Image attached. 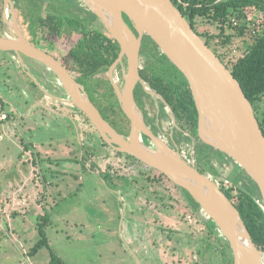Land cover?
I'll use <instances>...</instances> for the list:
<instances>
[{
  "label": "flooded vegetation",
  "instance_id": "af4514ba",
  "mask_svg": "<svg viewBox=\"0 0 264 264\" xmlns=\"http://www.w3.org/2000/svg\"><path fill=\"white\" fill-rule=\"evenodd\" d=\"M1 18L0 36L12 39L23 36L32 46L53 56L81 85L83 93L91 99L112 128L129 139L133 120L126 112L120 96L126 90L129 59L127 54L122 56L118 40L84 0H12L9 5L3 0ZM125 19L140 37L126 14ZM205 32L199 30L198 33ZM0 51L1 80L9 85L5 88L6 91L12 95L31 96L33 101L29 106L30 113L38 111L40 116H37V122L44 121L41 119L43 113L54 114L55 119L66 117L75 138L79 137L81 150L75 154L74 159L67 161V165H82L83 173L88 172L89 168L93 176L109 185V190L120 198L119 203L124 209L121 219H127L133 230L136 228L134 235L137 239L143 238L146 227L154 234L153 237H159L161 233L165 235L162 221L166 214L176 215L174 210H178L182 195L187 198L183 190L164 177L163 172L150 167L134 155L120 151L116 143H110L87 113L71 101L57 72L47 63L23 50ZM139 73L141 79L135 84L133 97L152 133H141L146 144L155 147V136L178 150L184 158L208 175L211 173L204 165V160L217 158L225 162L235 176L248 181L242 169L230 157L212 146L211 148L200 138L199 112L188 79L147 33L141 36ZM8 119L13 122L28 120L26 116L13 119L9 113L6 121ZM29 144L28 150L33 154L36 176L41 175L39 176L47 189L51 186L48 184L50 176L46 167L41 166L42 160H46L38 148H35V143ZM106 147L112 150L109 155L104 153ZM101 152L109 156L116 168L112 164H107V169L98 168L96 158L101 156ZM47 161L50 162V159ZM53 164L52 161L49 170L52 171L51 176L56 177L58 173L56 169H52ZM122 166L124 168H119ZM36 168H40V173ZM67 171L63 169L62 175ZM68 174L67 177H74V181L80 179L77 174ZM68 178L65 177L66 180L59 182L60 184L54 179L50 184L58 190L61 185L62 188L70 187ZM107 178L111 181L108 182ZM61 193L64 195L65 190ZM51 194L54 195L55 192ZM186 204L189 205V215H192L189 199ZM139 214L143 217L138 219ZM171 233L174 234L173 239L179 240L178 237L175 238V230ZM217 239L221 241V250H224L225 239L218 236Z\"/></svg>",
  "mask_w": 264,
  "mask_h": 264
},
{
  "label": "rangeland",
  "instance_id": "374dc122",
  "mask_svg": "<svg viewBox=\"0 0 264 264\" xmlns=\"http://www.w3.org/2000/svg\"><path fill=\"white\" fill-rule=\"evenodd\" d=\"M0 2L2 13L3 2ZM197 27L200 31L220 32L219 27L208 20L199 19ZM235 39L230 47L220 52L233 57L242 55L251 40ZM7 86L0 76V105L13 119L17 116L15 106L22 108L28 120L21 121L22 126L10 118L9 121L0 120V264H49L52 252L47 245L31 254L32 248L44 238L42 232L65 264L224 263L221 241L217 239L221 233L217 229L211 232L205 223L208 218L202 211L199 215H189L182 197L178 210H174L176 215L166 214L162 221L165 235L161 233L159 237H153L146 227L143 238L137 239L134 235L136 228L133 230L127 219H121L124 209L119 203L120 198L109 190V185L93 176L89 168L83 173L82 165H67V161L74 159L81 150V141L78 136L75 138L68 119H55L54 114L43 113L41 119L44 121L37 122L38 111L30 113L33 98L28 94L24 97L9 94L5 89ZM258 116L262 118V113ZM28 142L35 143V148L46 160H42L41 166L49 173V185L53 186L50 182L54 179L58 184L63 183L69 172L77 174L80 179L68 178L71 186L62 188L61 185L59 190L55 186L46 189L44 180H41V186L36 179L33 154L26 148ZM104 149L108 155L112 152L110 148ZM108 157L101 152L96 158L99 169H107V164L116 168ZM52 161V169L58 173L56 177L51 176L49 170ZM203 163L216 181L222 176L235 177L222 160L211 158ZM63 169L69 171L68 175H62ZM37 171L40 173V168ZM106 180L111 181L110 178ZM63 189L64 195L61 193ZM138 216V219L143 217ZM172 230L179 240L173 239ZM194 240L197 243L193 246Z\"/></svg>",
  "mask_w": 264,
  "mask_h": 264
},
{
  "label": "water",
  "instance_id": "95a60500",
  "mask_svg": "<svg viewBox=\"0 0 264 264\" xmlns=\"http://www.w3.org/2000/svg\"><path fill=\"white\" fill-rule=\"evenodd\" d=\"M84 1L118 40L122 56L127 54L129 59L126 90L120 94L124 108L133 120L129 139L112 128L83 93L81 85L53 56L35 48L23 36L19 39L0 36V49L23 50L52 67L71 101L87 113L110 143H116L120 151L134 155L163 172L192 195L207 220H213L215 229L229 242L235 264H264V251L254 242L239 209L221 185L164 141L153 136L155 147H152L142 139L141 133H152L133 97L135 84L141 79V36L144 33L151 36L188 79L199 112L200 138L244 169L258 184L264 200V132L240 81L172 0ZM6 3L9 5L12 0H6ZM125 14L140 37L127 23ZM262 206L264 209V202Z\"/></svg>",
  "mask_w": 264,
  "mask_h": 264
},
{
  "label": "trees",
  "instance_id": "16d2710c",
  "mask_svg": "<svg viewBox=\"0 0 264 264\" xmlns=\"http://www.w3.org/2000/svg\"><path fill=\"white\" fill-rule=\"evenodd\" d=\"M172 1L197 32H199L197 27V21L199 19L208 20L219 27L220 32L218 33L206 31L205 33H200V35L205 37L206 43L240 81L246 96L254 106L257 116L258 113H262V118H259V116L258 118L264 132V0ZM1 19L0 12V26ZM237 37L245 41L251 40L242 55L233 57L229 54L220 52L221 49L230 47ZM26 145V148L29 149L30 144ZM221 153L229 157L225 153ZM202 172H204V170H202ZM242 172L248 181H243L240 177L235 176L234 178L232 177V186L221 187L239 209L256 245L264 251L263 194L253 178L244 169H242ZM163 175L168 178L165 174ZM241 181L243 182L242 185L239 184ZM182 190L187 197L185 198L182 195L183 202H185L187 208L189 205L186 204V201L189 199L192 204L191 212L199 215L201 211L200 205L187 190ZM205 223L211 227L210 230L213 233L216 228V224L213 220H207ZM43 227L44 225L40 228L41 232ZM42 233L44 238L32 248L31 254H36L42 246L47 245L52 252V260L49 264H65L64 260L58 256L57 252L52 248L50 243H48L47 235L44 232ZM222 239L224 240L223 237ZM196 243L197 240H194L193 246ZM224 244L226 247L222 250L223 264H235L233 251L229 242L224 240Z\"/></svg>",
  "mask_w": 264,
  "mask_h": 264
},
{
  "label": "built area",
  "instance_id": "2783aa9c",
  "mask_svg": "<svg viewBox=\"0 0 264 264\" xmlns=\"http://www.w3.org/2000/svg\"><path fill=\"white\" fill-rule=\"evenodd\" d=\"M8 113L4 110L3 106L0 105V120H6ZM221 186L230 187L233 185L232 178L222 177L217 181ZM237 189V188H236Z\"/></svg>",
  "mask_w": 264,
  "mask_h": 264
},
{
  "label": "crops",
  "instance_id": "0c3cea01",
  "mask_svg": "<svg viewBox=\"0 0 264 264\" xmlns=\"http://www.w3.org/2000/svg\"><path fill=\"white\" fill-rule=\"evenodd\" d=\"M14 109H15V112L17 113V115H18V116H16L17 119H18L19 116H21V117L26 116V117H27V114L24 112V110H23L22 108H20V107H18V106H17V107L15 106ZM20 122H21V121L18 120V123H20ZM29 128H30V126H29ZM29 143H32V142H28L27 144H29ZM44 168H45V167H44ZM39 175H40V174H39ZM39 175L36 176V179L39 180L38 182H39L40 185L42 186V182H40V181H41V177H40L41 175H40V176H39ZM38 178H40V179H38Z\"/></svg>",
  "mask_w": 264,
  "mask_h": 264
},
{
  "label": "bare ground",
  "instance_id": "6f19581e",
  "mask_svg": "<svg viewBox=\"0 0 264 264\" xmlns=\"http://www.w3.org/2000/svg\"><path fill=\"white\" fill-rule=\"evenodd\" d=\"M81 2V1H80ZM149 90V89H148ZM153 92V91H152Z\"/></svg>",
  "mask_w": 264,
  "mask_h": 264
}]
</instances>
